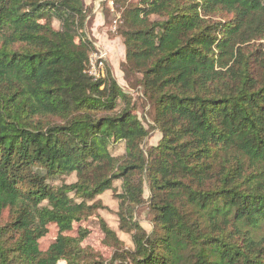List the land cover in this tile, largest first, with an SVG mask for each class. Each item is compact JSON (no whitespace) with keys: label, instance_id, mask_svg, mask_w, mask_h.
<instances>
[{"label":"trees","instance_id":"16d2710c","mask_svg":"<svg viewBox=\"0 0 264 264\" xmlns=\"http://www.w3.org/2000/svg\"><path fill=\"white\" fill-rule=\"evenodd\" d=\"M100 10L120 13L121 71L137 77L161 138L146 149L131 94L109 70L85 73L92 6L0 0V264H105L83 232L66 233L115 182L132 248L110 264H264V0H103ZM143 206L149 232L135 217ZM50 225L58 233L42 251Z\"/></svg>","mask_w":264,"mask_h":264},{"label":"rangeland","instance_id":"374dc122","mask_svg":"<svg viewBox=\"0 0 264 264\" xmlns=\"http://www.w3.org/2000/svg\"><path fill=\"white\" fill-rule=\"evenodd\" d=\"M101 15L102 16L99 22L100 25L97 26L99 30H96L95 35H93V33L90 31L93 19L89 20L86 28L88 38L93 40L90 53L98 47H94L93 43L99 44L101 41H103L102 46H104V50L107 52V54L108 50H106L105 47L110 48V54H108L110 55V59L105 63L104 72L106 73V71L109 70L110 74L114 77L120 87L131 94V104L134 105V113L140 119L142 124L150 131L148 138L144 141L145 148L148 149L154 147L158 144L161 135L158 131L149 128V124L152 121L153 117V110L148 106L147 101L143 100L140 94L137 93V90H139L137 77H135L134 75H130L126 78L121 71V63L124 59V49L122 46V38L117 34L118 28H120V26L122 25L120 13L113 12L109 15L106 12L104 15L103 12H101ZM113 20L117 21L115 32L111 31ZM52 26L54 29H59V23L55 20H53ZM81 40H83V37ZM104 44H108V47ZM98 48L101 47L99 46ZM120 107H123V105L121 104ZM63 123L64 122L61 123L57 121V124L59 125H63ZM112 152L114 155L123 154L124 144L118 143L115 147V150H113ZM74 180L75 179L73 176L67 177L65 179L66 183H71ZM120 189L121 183L115 182L113 192H106L101 196L96 197L95 202L100 206V208L97 209L94 214L88 216L85 220L79 223H74L72 230L66 233V235L70 237H77L80 232H83L86 235L81 243V246L89 250L92 261H99L101 258L105 261V264H110L114 253H118L122 250H129L132 248L130 235L119 229V221L116 214L118 211V200L115 197V193H119L121 191ZM144 197L147 198L146 190L144 193ZM135 217L139 221L140 226L146 232H149L151 230L152 214L149 212L146 206L139 208L135 213ZM100 219L103 220L106 225L115 232L116 237L121 243L118 248L113 245V241H106V237L100 227ZM48 229L49 230L46 237L39 242L40 249L42 251H45L48 248V246L54 241L58 233L54 225H50ZM58 264L65 263L60 262Z\"/></svg>","mask_w":264,"mask_h":264},{"label":"built area","instance_id":"2783aa9c","mask_svg":"<svg viewBox=\"0 0 264 264\" xmlns=\"http://www.w3.org/2000/svg\"><path fill=\"white\" fill-rule=\"evenodd\" d=\"M117 21L113 20V26L111 28L112 32H115ZM94 47L97 45L94 44ZM99 47V46H98ZM95 48L93 52L90 53L88 58V65L86 67L85 73L89 77L100 78L104 77V66L108 60V54L103 48Z\"/></svg>","mask_w":264,"mask_h":264},{"label":"crops","instance_id":"0c3cea01","mask_svg":"<svg viewBox=\"0 0 264 264\" xmlns=\"http://www.w3.org/2000/svg\"><path fill=\"white\" fill-rule=\"evenodd\" d=\"M101 1H103V0H85L86 5L92 6V15H93V18H91V19H93L92 20L93 23H92V25L90 27V31L93 33V35L96 34V30L97 31L99 30L97 28V26L100 25L99 22H100V19H101V16H102L101 15V11H100ZM102 42L103 41H101L99 44H96V43H94V44H96L97 46H100L101 48L104 49V46H102ZM104 45L108 47V44H104ZM105 49L108 50V54H110V48H106L105 47ZM108 56H109V58H108L107 62L110 59V55H108Z\"/></svg>","mask_w":264,"mask_h":264}]
</instances>
